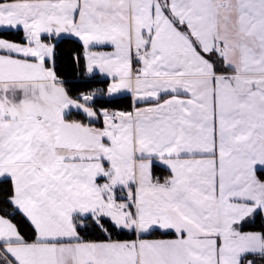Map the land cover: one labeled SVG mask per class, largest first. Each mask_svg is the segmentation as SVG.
I'll return each instance as SVG.
<instances>
[{"label": "snow or ice", "instance_id": "snow-or-ice-1", "mask_svg": "<svg viewBox=\"0 0 264 264\" xmlns=\"http://www.w3.org/2000/svg\"><path fill=\"white\" fill-rule=\"evenodd\" d=\"M0 264H264V0H0Z\"/></svg>", "mask_w": 264, "mask_h": 264}]
</instances>
